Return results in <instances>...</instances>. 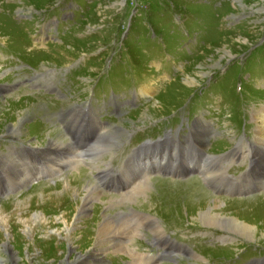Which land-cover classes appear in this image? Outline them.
Wrapping results in <instances>:
<instances>
[{"label":"rangeland","instance_id":"1","mask_svg":"<svg viewBox=\"0 0 264 264\" xmlns=\"http://www.w3.org/2000/svg\"><path fill=\"white\" fill-rule=\"evenodd\" d=\"M103 108L88 114V130L67 140L63 128L78 129L76 110ZM192 119L202 159L220 158L239 143L229 174L245 169L250 156L264 166V0H0V155L10 151L13 159L12 149H22L18 166L0 171V264H131L133 255L169 264L154 244L162 230L169 240L197 245L192 252L200 258L176 264H264L263 194L214 197L196 178L134 180L111 194L98 188L97 180L120 168L132 147L168 130L180 128L181 137ZM11 125L15 131L6 133ZM89 145L88 156H101L94 164L78 160ZM48 156L59 163L73 156L79 166L64 165L38 185L31 186L35 178L24 180L25 187L11 185L35 168L54 170ZM215 160H206L205 169ZM223 169L211 174L216 183ZM255 181L264 184L261 165ZM90 183L102 197L89 203L78 227L64 232L61 220L73 222ZM207 211L251 226L252 242L202 227L200 213ZM34 213L45 222L30 230ZM103 218L119 232L99 247L95 228ZM205 235L204 244L197 236Z\"/></svg>","mask_w":264,"mask_h":264},{"label":"bare ground","instance_id":"2","mask_svg":"<svg viewBox=\"0 0 264 264\" xmlns=\"http://www.w3.org/2000/svg\"><path fill=\"white\" fill-rule=\"evenodd\" d=\"M194 82V81H193ZM193 84V83H192ZM196 84V83H195ZM189 87V86H188ZM191 87H194V86H191ZM24 113V112H23ZM25 114V113H24ZM23 117H24V115H22ZM27 116V115H26ZM72 116V115H71ZM71 116L69 117L70 118V121H72L73 119L71 118ZM22 120V119H21ZM24 121H25V119H24ZM49 121H50V119H49ZM12 126V125H11ZM15 129H16V127L15 126H12V127H10V129H9V131H8V129H7V131H6V133H12V132H14L15 131ZM68 129V128H67ZM52 131V130H51ZM55 133L58 135V138H59V140L61 139L60 138V135H59V132L57 131V130H55ZM96 136H98V135H96ZM10 137V136H9ZM19 137V136H18ZM58 138H57V140H58ZM98 139V138H97ZM64 140V139H63ZM50 142V141H49ZM58 142V141H57ZM60 142H61V140H60ZM53 144V143H52ZM98 145H100V144H98ZM57 146V145H56ZM101 146V145H100ZM250 146V145H249ZM69 146H64V147H62V148H64L65 150L68 148ZM50 148V147H49ZM53 148V147H52ZM91 148V147H90ZM90 148H86L87 150L86 151H82V154H79V156H78V160L81 158V159H86L89 163H93L94 164V162L97 160V159H100L101 158V156L100 157H98L96 160H94V159H92L90 156H88V150L90 151ZM24 150V149H23ZM94 151V150H93ZM19 152H21L20 150H19ZM91 153V152H90ZM97 153V152H96ZM107 153V152H106ZM39 154H42L44 157H45V155H44V153H39ZM93 156V155H92ZM5 159L2 157V155H0V166H3V168H2V170H0V171H2V173L3 174H8V173H10V169H12V167L13 166H15V165H17L16 164V162L14 161V159H12L11 157H10V151H9V154L7 155V154H5ZM220 157V156H219ZM45 158H47V157H45ZM48 158H53V157H49L48 156ZM73 158V156L69 159V161L66 163H59V162H55L54 160L55 159H51L52 160V162L54 161V164H53V166H54V170L52 169L48 174L49 175H51L52 173L53 174H56V175H58L61 171H62V168H63V166L64 165H68V164H71L70 166H72V169H76V167L77 166H79L78 164H79V162H78V160H75V157H74V159H72ZM20 160L21 161V159L20 158H17L16 157V160ZM215 159H217V160H220V158H218V157H204L202 160H204V161H202L203 162V164H204V168H205V166H206V162H208V161H206V160H212V161H216ZM75 160V161H74ZM85 160V161H86ZM76 161L78 162V164L76 163ZM86 161V162H87ZM100 161V160H99ZM206 161V162H205ZM102 162V161H101ZM130 162H132V160H130ZM4 163V164H3ZM211 164V163H210ZM18 166V165H17ZM23 167V166H22ZM41 167V166H40ZM94 167V166H93ZM25 168V167H24ZM209 169H212V167H209ZM16 170V169H15ZM14 170V171H15ZM95 170L97 171L98 169H97V166L95 165ZM207 170V169H206ZM222 170H224V169H222ZM101 170H98L97 172H100ZM221 171V170H220ZM220 171H219V173H220ZM13 172V171H12ZM111 173V172H110ZM216 174H217V172H216ZM15 175V174H14ZM32 177V176H29L28 175V173H24L23 174V176L20 178V181H18V180H12V182H11V185L12 186H14L15 187V189L16 188H20L21 187V185L23 184V181H24V177ZM55 176V175H54ZM98 176H100V175H98ZM102 176V175H101ZM104 178H105V176H104ZM218 178H220V177H218ZM148 179H149V177H147V178H145V181L147 180L148 181ZM221 179V178H220ZM26 181V180H25ZM144 181V182H145ZM146 181V182H147ZM141 183V182H140ZM144 186H145V183L143 184ZM140 187V186H139ZM138 186H136V190L137 191H139V190H141V188H139ZM143 187V186H142ZM135 188V187H134ZM6 189V188H5ZM135 190V189H134ZM142 191V190H141ZM140 191V192H141ZM144 191V190H143ZM75 192V191H74ZM86 192H87V194L84 196V197H82L83 199L81 200V201H78L79 202V208H78V213L77 212H75L77 215H75V217L73 218V222H70V225L69 224H67L66 223V221L65 220H61V227L63 226L64 227V232H67V233H69V231H72V227H74V226H76V227H78L77 225H79L80 224V221H82V219H85L86 218V214H87V212H88V206H89V203L91 202L92 203V201H98L102 196L101 195H98L97 194V190H96V188L94 187V185L92 184V183H90V185H89V187L86 189ZM78 194V193H77ZM83 194V193H82ZM127 194H129V193H127ZM132 194V193H131ZM104 197V196H103ZM125 197V196H124ZM127 198H128V195L126 196ZM121 199H122V197H121ZM125 199V198H124ZM112 200V199H111ZM123 201V200H122ZM167 201V200H166ZM100 203V202H99ZM103 203V202H102ZM101 203V204H102ZM90 208V207H89ZM211 210V209H210ZM74 213V214H75ZM35 214V213H34ZM35 216V221H33V225H30L29 227H28V229H30L31 230V228L33 227V226H38V224H40V223H43V222H45V220H44V218H42V214H40V215H38V214H35L34 215ZM199 216V215H198ZM63 218V217H62ZM122 223L121 224H123V225H126L127 227H128V229H132L133 228V224L127 219V217L125 218V217H123L122 216ZM67 219V218H66ZM109 220V219H108ZM198 220V219H197ZM23 221V220H22ZM29 221V220H28ZM71 221H72V219H71ZM134 221V220H133ZM27 221H24L23 223L25 224ZM56 222V221H55ZM93 222V221H92ZM98 222V221H97ZM96 222V223H97ZM119 222V221H118ZM152 222V221H151ZM156 222V221H155ZM199 222H200V225L202 226V227H211V228H216V229H219V230H221V231H229V232H232V233H235V234H237L238 236H240V237H242V238H244V239H247V240H249V241H251L252 242V227L251 226H249L248 224H242L241 222H239V221H237V220H228V219H226V218H224V217H222L221 215H218V216H214V215H211L208 211L207 212H201L200 213V218H199ZM31 223V222H30ZM152 223H154V222H152ZM115 223H110V222H107L106 220H105V218H103V220H101L100 222H98L97 224H96V228H95V235H96V238H97V245L99 246V247H102L103 245L105 246V244L107 243L106 241H104V239L105 240H107V241H111V239H110V237L112 236L113 237V235L116 233V232H119V230H117V226L116 225H114ZM74 225V226H73ZM158 225V224H157ZM48 226V225H47ZM59 226V225H58ZM121 229H123V226H119ZM42 228V227H41ZM40 228V229H41ZM154 228V227H153ZM158 230V229H157ZM129 231V230H128ZM132 231V230H131ZM130 231V232H131ZM29 232V231H28ZM55 232H57V231H55ZM94 232V231H93ZM159 232V231H158ZM127 235V234H126ZM60 236V235H59ZM93 236V235H92ZM124 236V235H123ZM129 236H131V235H129ZM75 237V236H74ZM116 237V236H115ZM125 237V236H124ZM127 237V236H126ZM65 239V238H64ZM92 239V238H91ZM116 239V238H115ZM119 242V241H118ZM123 244V243H122ZM124 245V244H123ZM121 246V245H120ZM130 246V245H129ZM5 247V246H4ZM123 247V246H122ZM109 248V247H108ZM111 248V247H110ZM128 251H130L129 249H127ZM107 251V250H106ZM138 253V252H137ZM131 254V253H130ZM129 254V255H130ZM142 255V254H141ZM130 256H132V255H130ZM148 256V255H147ZM130 258V257H129ZM77 260V259H76ZM75 260V261H76ZM131 264H149L150 263V260L146 257V259L144 258V257H141V256H136V255H133L132 256V259H131ZM155 263V262H154Z\"/></svg>","mask_w":264,"mask_h":264},{"label":"water","instance_id":"3","mask_svg":"<svg viewBox=\"0 0 264 264\" xmlns=\"http://www.w3.org/2000/svg\"><path fill=\"white\" fill-rule=\"evenodd\" d=\"M248 175H249L248 173H247V174H244L243 177H246V176H248Z\"/></svg>","mask_w":264,"mask_h":264}]
</instances>
